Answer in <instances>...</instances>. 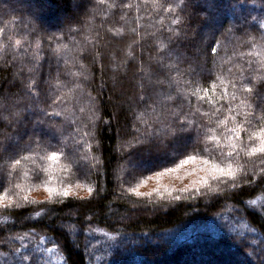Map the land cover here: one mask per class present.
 Segmentation results:
<instances>
[{"label": "trees", "instance_id": "1", "mask_svg": "<svg viewBox=\"0 0 264 264\" xmlns=\"http://www.w3.org/2000/svg\"><path fill=\"white\" fill-rule=\"evenodd\" d=\"M249 80L264 0H0V143L19 153L0 158V264H264V121L232 87ZM187 155L230 163L235 187Z\"/></svg>", "mask_w": 264, "mask_h": 264}, {"label": "snow or ice", "instance_id": "2", "mask_svg": "<svg viewBox=\"0 0 264 264\" xmlns=\"http://www.w3.org/2000/svg\"><path fill=\"white\" fill-rule=\"evenodd\" d=\"M170 8L171 6H169V9ZM17 44H19V41H17ZM212 52L215 53L216 49L213 48ZM212 87L213 89H215V84H213ZM232 87L241 92V94L244 96V100H242L241 103H243L249 109L248 112L244 113V122L250 125L251 120L257 118L256 109H260L259 120L264 121V81L253 83V81L249 80L247 83L241 84L239 86L233 84ZM205 92H207V90H205ZM204 98L205 97H201V99ZM222 98L223 97H221V99ZM232 98L235 99V93H233ZM182 115L183 112L178 113L174 116V122L170 128V131L168 132V135L171 138H174L187 130V121H181ZM17 116H19V113H17ZM229 120L234 125L229 130L231 132V135L227 137L228 141L230 142L229 147H231L233 150H238V143H242L241 132L245 129L243 128V123L237 121L235 115L225 116L224 120H221L220 123L226 124ZM255 137L259 140L258 144L254 143L253 136H249V140L253 141L251 153H259L262 157H264V127H262L260 131L255 134ZM207 139L212 141L219 140V138L214 134L207 136ZM221 152L223 153V149H221ZM60 154L61 153L59 151H52L49 159L55 160L56 157ZM5 155L12 159L14 155L18 156L19 153L15 149H12L10 145L0 143V158H3V156ZM231 156L232 153L230 152L228 154V158L230 159ZM197 159L202 162V170L205 173V176L201 179L200 183L204 184L205 186L211 187L209 182L217 181L218 183H223L225 186L231 184L232 187H235L237 172L233 169L230 163L225 167L219 163H213L203 156L197 157L195 155H187L186 158L181 160L180 163L181 165H183L188 162H194ZM20 162V159H14L13 168L15 167V165H19ZM73 162L76 163L78 169L81 167H87L89 165V161L87 160L86 155L84 158L78 157ZM5 178V176L0 174V181ZM193 187L195 188V185H193ZM48 191L49 193H51L52 197L62 196L67 198L70 195L67 188L63 189L62 191L55 188H49ZM89 191L91 192L92 189H89ZM130 191L136 192L137 196L146 195L145 193L138 192L135 189H130ZM3 199L4 197H0V202H2ZM253 203L255 202L253 201ZM12 255L15 258V264H32L31 257L29 255H22L18 251L14 252ZM5 264H7V262H5Z\"/></svg>", "mask_w": 264, "mask_h": 264}, {"label": "rangeland", "instance_id": "3", "mask_svg": "<svg viewBox=\"0 0 264 264\" xmlns=\"http://www.w3.org/2000/svg\"><path fill=\"white\" fill-rule=\"evenodd\" d=\"M152 188H153V185L151 186L150 183H149L148 186L145 189H143V191L149 193V192H151ZM67 230H69V229H67Z\"/></svg>", "mask_w": 264, "mask_h": 264}]
</instances>
